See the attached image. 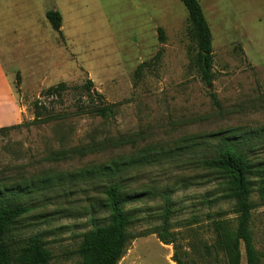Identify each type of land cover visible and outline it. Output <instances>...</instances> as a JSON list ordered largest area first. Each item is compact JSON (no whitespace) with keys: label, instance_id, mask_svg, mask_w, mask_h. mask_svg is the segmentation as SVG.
I'll return each mask as SVG.
<instances>
[{"label":"rangeland","instance_id":"374dc122","mask_svg":"<svg viewBox=\"0 0 264 264\" xmlns=\"http://www.w3.org/2000/svg\"><path fill=\"white\" fill-rule=\"evenodd\" d=\"M197 1L212 36L210 86L197 72L198 51L181 0H0V60L22 111L19 127L0 134V181L24 186L49 177L55 184L20 199L28 212L13 227L11 244L38 234L52 253L50 264H81L75 253L81 236L109 215L100 202L104 187L91 186L107 180L69 176L141 153H162L154 163L116 178H128L122 183L127 193L151 194L126 205L138 218L129 232L159 229L164 207L159 195L170 191L169 230L180 254L187 253L189 264H214L204 250L213 243L211 219L234 226L236 214L234 202L224 197L223 180L201 160L211 156L206 136L238 129L256 140L247 155L264 162V134H258L264 129V0ZM54 3L63 17L60 33L45 17ZM87 79L113 105V115L95 117L79 109ZM59 83L67 88L60 97L43 96ZM37 100L51 117L34 123ZM188 139L195 146L181 149ZM103 140L115 145L53 159L55 152L86 150ZM250 201V229L264 264V199L257 186ZM172 254V246L155 236L140 237L130 241L118 264H169ZM240 264H246L243 247Z\"/></svg>","mask_w":264,"mask_h":264},{"label":"trees","instance_id":"16d2710c","mask_svg":"<svg viewBox=\"0 0 264 264\" xmlns=\"http://www.w3.org/2000/svg\"><path fill=\"white\" fill-rule=\"evenodd\" d=\"M187 11L188 33L193 38L198 51L197 72L201 81L206 86L211 85L213 78L212 67V36L209 25L203 15L201 6L197 0H181ZM46 19L52 29L61 32L62 18L57 11L46 13ZM158 37L163 38V31L158 29ZM157 59V56H156ZM152 63V62H151ZM150 63V64H151ZM155 63V62H154ZM145 63L139 65L135 70V76L139 77ZM66 85L59 83L49 87L43 94L46 97H60L66 91ZM82 89L85 91L86 102H81L79 109L88 111L95 117L105 118L113 115V105L105 104L103 96L93 90V82L87 79ZM210 98L216 107H220L216 96L210 94ZM88 105V106H86ZM34 123L51 117L47 109L39 100L32 105ZM19 125L0 128V134L18 128ZM264 134V129L258 132ZM202 138V137H198ZM211 148V156L201 160V166L205 170L216 172L223 180L221 189L224 197L231 199L233 204L235 224L219 217L211 219L210 225L214 231L213 243L205 246L204 250L208 256L214 258V264H240L241 247H243L246 264H259V253L255 248L252 232L250 229L251 211L253 209L250 195L253 187H258L261 199H264V162L256 164L248 155V151L255 149V139H250L241 134L238 129H230L225 132L214 133L206 136ZM189 145L182 147L186 149L195 146L192 139L187 140ZM115 145L109 140L93 142L85 148L61 150L53 153V159H65L69 155H84L85 153H98ZM207 145V144H206ZM249 146V149L244 147ZM164 154L149 155L141 153L128 159L113 160L105 165L96 166L86 172L72 174L69 178L88 177L89 182L96 179H106L105 183L95 187H104L102 193L105 195L101 207L109 212L107 222L99 225L94 223L93 227L81 236V241L76 250V255L81 259V264H118L124 256L130 241L154 235L163 245L172 246L173 254L171 261L175 264H189L184 259L187 253L180 254L176 245V236L169 230V221L174 213L173 202L170 199V191H163L159 197L163 199L164 207L161 227L138 236H133L129 228L138 218L132 210H127L126 205L139 201L150 194L146 191H133L127 193L122 183L128 178L116 179L120 172L128 168L149 165L154 163L158 157ZM60 176V175H59ZM57 178V177H56ZM62 176L58 178L60 181ZM53 180L41 178L28 181L26 184L9 185L0 181V264H50L52 253L47 248V243L40 235H33L21 243L11 244L9 242L13 227L27 212L28 209L20 202V199L31 192H41L54 187ZM92 220L95 221L97 213L93 206ZM188 258V257H187Z\"/></svg>","mask_w":264,"mask_h":264},{"label":"crops","instance_id":"0c3cea01","mask_svg":"<svg viewBox=\"0 0 264 264\" xmlns=\"http://www.w3.org/2000/svg\"><path fill=\"white\" fill-rule=\"evenodd\" d=\"M49 11H57L59 14L61 13L56 3H54L53 9ZM49 11H46V13ZM46 13H45V17H46ZM60 15L63 21L62 14ZM21 119H22V111L16 101V98L12 91L10 80L8 79L7 74L4 70L3 64L0 60V127H6V126L18 124L21 121ZM149 236L154 237V235H149ZM163 246L168 247L166 245H163ZM167 258H168L169 264H175L173 261L170 260V255H168Z\"/></svg>","mask_w":264,"mask_h":264}]
</instances>
